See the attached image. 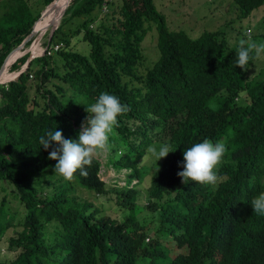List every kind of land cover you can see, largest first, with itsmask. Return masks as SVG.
Masks as SVG:
<instances>
[{
  "label": "trees",
  "instance_id": "1",
  "mask_svg": "<svg viewBox=\"0 0 264 264\" xmlns=\"http://www.w3.org/2000/svg\"><path fill=\"white\" fill-rule=\"evenodd\" d=\"M52 1L43 0V6ZM113 1L66 0L60 18L57 9L48 12L46 33L60 22L50 40L42 41L41 9L33 11L25 0H3L0 67L6 57L7 63L1 76L16 75L30 45L37 56L17 77L0 83V181L11 186L24 210L14 222L16 212L1 202L0 235L10 227L14 235L0 264H264V215L251 206L264 192V72L249 77L236 67L239 43L229 46L220 30L192 38L170 30L153 0ZM232 1L242 17L264 6V0ZM105 7L96 27H89ZM74 18L81 22L63 34ZM146 21L155 22L159 55L139 74ZM81 30L87 54L69 45ZM56 44L61 45L48 54ZM52 77L66 85L49 88ZM102 92L131 108L114 127L124 153L112 163L129 170L121 189L100 178L95 156L85 166L87 176L77 170L66 180L55 173L57 161L48 158L52 148L39 144L55 128L65 139L78 140L87 105ZM165 132L173 152L144 164L146 150ZM204 139L227 146L215 170L217 184H184L177 175L184 150ZM134 179L147 182L141 185L148 197L144 208L135 185L128 186ZM86 194H109L121 217L102 213ZM162 233L172 242H163Z\"/></svg>",
  "mask_w": 264,
  "mask_h": 264
},
{
  "label": "rangeland",
  "instance_id": "2",
  "mask_svg": "<svg viewBox=\"0 0 264 264\" xmlns=\"http://www.w3.org/2000/svg\"><path fill=\"white\" fill-rule=\"evenodd\" d=\"M33 11L41 12L44 10L43 0H25ZM121 0H114V3H120ZM153 3L157 10L163 14L165 17L166 25L170 30H183L190 37L196 38L203 31H215L220 30V34L228 42L229 46L239 43L240 39H249L264 42V6H260L250 12L248 16H239V8L235 2L232 0H153ZM3 0H0V15L3 11L2 9ZM51 6L56 7L57 3H52ZM57 9V8H54ZM109 8H102L98 12L99 17L93 23L89 24V27L95 28L99 23L103 13L108 11ZM46 10V9H45ZM48 15V14H47ZM48 18V16H47ZM57 20L54 22L56 23ZM81 22V18H74L72 21L65 24L62 28L63 34H68L69 30L76 28L77 24ZM44 27V26H43ZM51 27V26H50ZM145 35L141 41L143 59L141 64L138 65V73L144 74L145 70L149 68L152 63L158 58V50L156 48V27L154 21L145 22ZM43 31V30H42ZM46 30L41 36V40L48 37ZM62 36V35H61ZM71 42L69 45L72 49L87 54L89 51V44L87 41L82 39V30L80 33L73 37H69ZM29 48H25V52L29 53V57L32 55ZM110 50V49H108ZM264 72V54L252 60L248 67V76H261ZM8 78L0 77V80ZM31 84L35 83V78H30ZM53 84L66 85L60 82L56 78H51L47 83L49 88H53ZM31 93L33 94V88H31ZM38 101L42 104L43 99L38 97ZM241 104L246 103V101L238 100ZM117 133L114 130V135L109 137V150L106 152H100L95 155L101 162V168L99 171L100 178L108 185L109 188L121 189L125 186V175L129 172L128 169L124 167L117 168L113 165L112 159H116L119 153H124L123 145L120 140H117ZM168 133H162L157 136V140L154 143L157 148L160 145L168 144ZM117 148L116 152L112 149ZM162 159V158H161ZM160 159V160H161ZM156 160L155 157L145 152L144 164H149L151 161ZM158 160V161H160ZM147 169V168H146ZM136 179L129 183L128 186L135 185L137 190V201L139 207L144 208V204L147 203L148 197L147 192L141 186L146 185L147 182L144 181L142 184H136ZM89 200L93 201L94 204L102 211V213L108 214L111 217L120 218V212L115 208V202L109 194L98 196L94 194H86ZM4 201L8 211L16 212V222L19 218L23 217V207L18 203V199L15 194L11 191V186L4 181H0V205ZM14 235V227L8 228L2 235H0V259L6 258L5 245L7 243V238ZM150 237V235L148 236ZM160 239H164L163 242H172L168 236L164 233L160 234ZM173 254V247L167 244Z\"/></svg>",
  "mask_w": 264,
  "mask_h": 264
},
{
  "label": "clouds",
  "instance_id": "3",
  "mask_svg": "<svg viewBox=\"0 0 264 264\" xmlns=\"http://www.w3.org/2000/svg\"><path fill=\"white\" fill-rule=\"evenodd\" d=\"M43 53L44 51H41L40 54ZM261 54H264V42H257L251 38L240 39L236 49V67L247 71L249 61ZM130 110V106L122 104L117 96L102 92L94 103L87 105L86 111L89 115L86 117V123L81 126L78 140L65 139L62 131H58L56 128L40 136L39 144L45 150L52 148L48 158L57 161L55 173L69 181L73 179L77 170H80V175L87 176L88 172L85 170V166L91 167L93 156L109 150V137L114 135L118 116ZM147 152L151 153L157 162L173 151L170 144H163L159 148L151 145ZM226 152L227 146L224 140L213 143L209 139H204L203 142L195 143L184 150L183 171L178 172L177 175L184 184L194 181L214 187L218 180L215 170ZM118 155H122V153ZM156 171H159L158 166ZM251 206L254 213L264 215V192L252 199Z\"/></svg>",
  "mask_w": 264,
  "mask_h": 264
},
{
  "label": "water",
  "instance_id": "4",
  "mask_svg": "<svg viewBox=\"0 0 264 264\" xmlns=\"http://www.w3.org/2000/svg\"><path fill=\"white\" fill-rule=\"evenodd\" d=\"M54 1H56V0H53L51 3H49L48 5L45 6L44 10L41 12L40 17H42V16L45 14L44 12H45L46 7L51 6V4H52ZM66 6H67V5H66ZM62 13H63V12H62ZM56 26H57V25L54 24V23L51 24V27L49 26L48 40H50V38H51V36H52V34H53L54 29L56 28ZM32 34H33V31H31V33H30L29 36L26 38V40H27ZM37 38H38V37H37ZM37 38L35 39V41L37 40ZM20 47H21V45H19L16 49L12 50L10 53H12V52L18 50ZM32 58H33L32 55H31L30 57H28V59L26 60V62L22 65L21 69L16 73V75H15L14 77H17L21 72H23V71L27 68V66L29 65V62H30V60H31ZM6 63H7V57H6V59L4 60L3 64H2L1 67H0V77H1V74H2V70H3L4 66L6 65ZM12 79H13V78H12ZM12 79H9L8 81H10V80H12ZM0 83H3V82H0Z\"/></svg>",
  "mask_w": 264,
  "mask_h": 264
},
{
  "label": "bare ground",
  "instance_id": "5",
  "mask_svg": "<svg viewBox=\"0 0 264 264\" xmlns=\"http://www.w3.org/2000/svg\"><path fill=\"white\" fill-rule=\"evenodd\" d=\"M65 1H66V0H59V1L57 2V6H56V7H53V6L46 7V10H45V12H44L45 14L43 15L44 27H43V31H42V33H41V36H42L43 33L46 31V26H47V21H48V18H47V14H48V12L51 11L52 9H54V8H57V10H58V17L60 18L61 10H62V6H63V4H64ZM59 18L57 19V22H56V23H58ZM56 25H57V24H56ZM41 36H40V37H41ZM40 37H39V38H40ZM34 49H35V46H32V48H31L32 56H35V55H34ZM12 78H14V77H12ZM12 78H8V79L0 80V82H7L9 79H12Z\"/></svg>",
  "mask_w": 264,
  "mask_h": 264
},
{
  "label": "built area",
  "instance_id": "6",
  "mask_svg": "<svg viewBox=\"0 0 264 264\" xmlns=\"http://www.w3.org/2000/svg\"><path fill=\"white\" fill-rule=\"evenodd\" d=\"M61 44H56V45H50L49 47H48V51H47V53L49 54L51 51H54V50H57V48L60 46ZM47 49H44L43 51L45 52Z\"/></svg>",
  "mask_w": 264,
  "mask_h": 264
}]
</instances>
